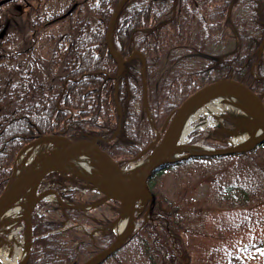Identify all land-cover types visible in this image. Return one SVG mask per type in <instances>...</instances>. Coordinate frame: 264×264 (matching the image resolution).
<instances>
[{
  "label": "trees",
  "instance_id": "trees-1",
  "mask_svg": "<svg viewBox=\"0 0 264 264\" xmlns=\"http://www.w3.org/2000/svg\"><path fill=\"white\" fill-rule=\"evenodd\" d=\"M25 1L30 4L28 7L20 2L23 10L28 11L25 20H21L23 13L15 10L14 2L0 8V195L13 174L19 152L35 139L47 135L73 140L111 137L118 126L115 102L118 65L107 48L105 28L121 0H71L65 10L75 3L79 5L65 20L66 34L49 38L52 43L49 65L57 69L54 74L40 63L38 55L37 59L33 57V47L50 22L65 11L51 13V0ZM208 36L212 40L231 41L234 48L227 54H216L205 42L210 39ZM263 41L264 0L127 3L114 26L113 43L125 60L134 52L138 54L125 64L119 79L123 131L111 143L112 159L123 165L136 158L149 142L144 79L148 108L158 128L191 94L224 79L247 83L264 101V47L259 55ZM42 69L52 74L43 79ZM198 134L191 135L193 143L199 140ZM218 135L229 138L225 132L212 130L208 138L211 146L223 145ZM263 151L264 145L232 156V159L246 158V175L216 191L219 202L226 204L228 210L246 208L251 219L261 221L264 220L261 209L264 158L260 157ZM218 160L223 159L190 158L170 164L154 176L151 180L154 199L146 211L150 209L153 220L160 226L148 224L137 230L126 246L138 239L150 264H191L184 253L183 238L189 231L186 219L179 204L159 187L157 176L161 180L162 174L177 167ZM49 179L57 191L68 186L79 189L89 186L67 174L52 175ZM60 195L74 206L92 204L98 198L92 199L97 195L94 191L85 194L72 189ZM110 204L115 211L119 210L118 202ZM53 206L55 209L51 211L49 204L41 202L39 207L44 212L32 218L33 243L27 264H83L113 244L112 232L92 239L76 229L62 230L64 219L88 228L107 225L110 223L107 219L75 207ZM248 261L264 264L252 258Z\"/></svg>",
  "mask_w": 264,
  "mask_h": 264
},
{
  "label": "rangeland",
  "instance_id": "rangeland-1",
  "mask_svg": "<svg viewBox=\"0 0 264 264\" xmlns=\"http://www.w3.org/2000/svg\"><path fill=\"white\" fill-rule=\"evenodd\" d=\"M70 2L71 0H51V13L57 14L61 10L67 12L65 9ZM22 13L21 20H25L28 11L23 10ZM63 22L66 23V21H61L46 27L36 39L37 42L33 47L35 52L33 57L37 59L38 55L41 58L40 63L49 68L53 74L57 72V69L49 65L51 64L52 52V43L49 38L66 34L67 25ZM205 42L210 50L216 54H227L233 49V42L227 43L224 38L221 40L207 39ZM47 71L42 69L43 79L48 78V74H52ZM227 100L226 98L206 100L204 103H209L213 107V111L200 115L192 122L191 126L199 128L204 134H209L208 128L236 131V136L245 134L239 128L240 124L248 125L251 118L247 114L232 113L228 109ZM232 139L229 142H232ZM196 146L211 148L205 139H200ZM260 157L264 158V151ZM141 161L145 160L142 158L131 163L135 164ZM246 163L247 160L244 157L240 159L223 157V160L213 162H192L177 167L172 172L164 173L161 180L160 176L157 178L159 187L166 192L170 200L179 204L186 219L189 231L184 234L183 238L185 241L184 253L189 257L191 264H244L251 258L256 262H264V220L251 219L246 208L228 210L225 207L226 204L219 202L220 198L216 192L230 184L236 177H244L248 167ZM213 180L216 181V184ZM49 185H51L49 180L42 181L38 186V194L47 191L53 192V188ZM139 209L137 213H140ZM261 209L264 213L263 206ZM95 213L100 217H106V213L103 211ZM257 215L255 212V216ZM148 218L146 217V219ZM111 219L115 220L114 217ZM142 221L143 219L138 220V228L142 225ZM111 226L103 228L102 231L111 229ZM22 229L23 234L27 235L24 222ZM95 232L92 231L94 234ZM172 244L175 247L176 241H173ZM226 252L231 253L226 255ZM105 264L150 263L143 253L140 241L135 239L124 247L115 258L109 259ZM247 264L255 263L248 261Z\"/></svg>",
  "mask_w": 264,
  "mask_h": 264
},
{
  "label": "water",
  "instance_id": "water-1",
  "mask_svg": "<svg viewBox=\"0 0 264 264\" xmlns=\"http://www.w3.org/2000/svg\"><path fill=\"white\" fill-rule=\"evenodd\" d=\"M14 0H1L0 8ZM131 0H121L117 5L112 17L109 19L106 29V44L112 56L118 64V74L115 84V102L118 112V127L112 137H95L85 140H71L64 136H47L32 142L29 146L39 144L44 150H58L55 154H48L32 160L28 165L17 171V162L23 151L20 153L14 166V173L8 182L7 187L0 196V219L19 201L24 192L33 182L38 184L48 175L55 173H68L78 177L102 191L106 199H114L121 203L122 209L126 207L130 210V226L115 242L106 250L89 259L84 264H101L119 251L135 231L136 214L135 205L143 199L152 197L149 180L152 175L163 166L191 157H218L243 154L253 150L256 146L264 144V102L254 92V90L242 82L225 79L208 85L189 96L177 109L171 119L161 143L153 151L144 168L141 177H133L119 169L110 158L109 143L116 140L122 133V107L118 98L119 78L124 72L127 62L124 60L119 48L112 42V32L114 25L123 10L124 6ZM77 7L75 4L65 15L69 16ZM21 10V6L17 7ZM263 48V46H262ZM115 50V51H114ZM134 56V55H133ZM131 56L130 59L133 58ZM210 98H231L248 102L254 109L251 115L252 122L248 125L240 124V130L251 134L252 127L256 126L262 132V136L254 140L251 136L249 140L237 145H231L222 149H200L187 151L184 156L176 157L174 154L180 124L185 113L195 105ZM233 133H236L233 132ZM49 153V152H45ZM86 155H91L93 159L99 161L98 165H89L86 162ZM93 175V177L89 176ZM108 176V177H107ZM98 177V178H97ZM104 177H107L103 179ZM43 198V197H42ZM40 198V199H42ZM39 199V200H40ZM37 202L29 207L32 213ZM28 229L31 228L30 220L26 222ZM30 248H28L27 259L23 264H27Z\"/></svg>",
  "mask_w": 264,
  "mask_h": 264
},
{
  "label": "bare ground",
  "instance_id": "bare-ground-1",
  "mask_svg": "<svg viewBox=\"0 0 264 264\" xmlns=\"http://www.w3.org/2000/svg\"><path fill=\"white\" fill-rule=\"evenodd\" d=\"M231 37H234V35L232 34ZM262 46L264 47V41ZM262 46L260 48V53H259L260 56L263 52ZM227 101L229 103L228 109L232 113L247 114L248 117H250L254 112V109L250 106L248 102L242 100H234V99H228ZM212 111H213V107H211L209 103L206 104L204 102H201L195 105L194 107L190 108L185 113L179 127V132H178L175 151H174L175 156L184 154L186 151H195L200 149L198 146L187 145V137L192 130L191 124L200 115ZM251 136L253 137L254 140H257L262 136V132L259 129V127L256 126L252 127L251 134L245 133L235 136L232 142L234 144L244 143L245 141L249 140ZM45 152H49V153H45ZM57 152L58 150H52V151L44 150L43 147H41L39 144L29 146L24 150V152L18 159L17 171H20L23 167H25L30 162H32V160H35L41 156H45L48 154L53 155ZM86 160L89 161L91 165H95L96 163L95 160L90 161L91 160L90 155L86 156ZM145 164L146 162L133 164L127 172L130 173L133 177H141L145 168ZM37 189H38V183L35 181L30 185V187H28V189L24 192L22 197L12 207V209H10L0 219V238L2 239L0 244V264H21L22 261L24 260V257L26 256V251L30 244V229H28L27 235H24L22 234V227L20 226V224L24 220L30 218L29 206L32 203V201L37 197L36 196ZM44 198H47L49 201H58L57 196H54V194L51 192L46 193L44 195ZM143 206H144L143 202L139 204V206L137 207L140 208L139 211L143 209ZM135 210L136 207H134V211ZM43 212L44 211L42 209H39L37 214H41ZM130 219H131L130 210L124 207L121 217L117 220V222L114 225V230L118 236L123 235V233L128 229L131 223Z\"/></svg>",
  "mask_w": 264,
  "mask_h": 264
}]
</instances>
